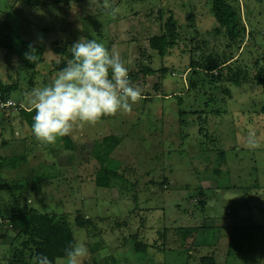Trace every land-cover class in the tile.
I'll list each match as a JSON object with an SVG mask.
<instances>
[{"label": "rangeland", "instance_id": "obj_1", "mask_svg": "<svg viewBox=\"0 0 264 264\" xmlns=\"http://www.w3.org/2000/svg\"><path fill=\"white\" fill-rule=\"evenodd\" d=\"M226 1L241 14L237 38L214 17V0H0V81L22 108L34 109L29 93L52 83L81 38L119 53L143 96L131 113L77 121L55 145L37 141L13 110L2 215L50 216L87 245L86 264H264V146H245L251 130L264 145V0ZM170 28L177 40L162 55ZM210 58L232 64L195 76L193 59ZM110 137L118 143L106 157ZM104 167L107 188L97 185ZM34 229L0 244V264H35Z\"/></svg>", "mask_w": 264, "mask_h": 264}, {"label": "clouds", "instance_id": "obj_2", "mask_svg": "<svg viewBox=\"0 0 264 264\" xmlns=\"http://www.w3.org/2000/svg\"><path fill=\"white\" fill-rule=\"evenodd\" d=\"M104 7L110 8L105 3ZM116 10L112 9V15ZM66 65L48 86L34 88L29 101L35 115L31 131L35 139L46 145H55L58 139L71 135L74 124H95L104 116L118 112L131 113L138 103L142 89L133 85L129 69L119 53L110 52L102 43L81 38L71 46ZM25 58L34 63L38 56L31 48ZM245 146L257 149L264 145L254 130L248 131ZM89 248L82 241L70 243L64 250V264H86ZM35 264H53L47 255L35 257Z\"/></svg>", "mask_w": 264, "mask_h": 264}, {"label": "trees", "instance_id": "obj_3", "mask_svg": "<svg viewBox=\"0 0 264 264\" xmlns=\"http://www.w3.org/2000/svg\"><path fill=\"white\" fill-rule=\"evenodd\" d=\"M213 14L214 17L217 19L218 23L222 26L225 27L226 30L228 31V34L230 35L231 38H237L240 35V19H241V14L236 11V9L231 6L226 0H214V7H213ZM176 31L173 28L169 29V33L167 35H163L162 37L159 38V43L158 47L161 50L162 55L167 51L168 48L173 47L174 42L177 40V35ZM67 60H62L59 68L63 69L67 65ZM227 62H220L218 61H212V59H208L207 63L203 64H198L195 59H193L192 66L195 67L192 70V73L196 74L195 72H200V69L205 70L204 72L208 71L209 73H206L210 75L211 73L215 72L216 70L221 71V73L224 70V68H227L228 70L229 65L231 66L232 63L229 65H226ZM200 68V69H199ZM200 75V74H199ZM240 74L235 75L236 78H230L229 77V82L233 84L234 86H239L241 84L239 78ZM258 77V76H257ZM208 78H213L214 76H208ZM219 78H224V77H219ZM194 80V78H192ZM248 81L245 80V83ZM192 83L195 86V82L192 81ZM5 88L6 93L11 96V92L13 88ZM212 98L213 103H218L217 99ZM264 110V109H263ZM19 112H21V116L24 117V119L28 120V124L32 126L33 123V116L35 115V110H30L27 111L26 109L22 108ZM218 112V111H217ZM110 141L114 142H108L110 146V150L106 153V157H109V154L112 153L113 149H115L114 145L118 143L117 138H109ZM69 142L70 140L67 139ZM70 144V143H69ZM5 145V143H4ZM71 147L72 144H70ZM110 170L108 168H103L101 171L102 178L97 182V185L102 188H107V186L110 183L109 180V175H110ZM115 175V173H114ZM1 213V211H0ZM2 215V213H1ZM13 225H14V232L17 231V234L15 232L11 233L9 239L11 244L15 242L17 239L18 233L24 230L27 227L30 226H35V234L40 238L41 241H38L36 243V248L35 253L36 255L44 254L49 257L50 260L53 261V264H57V261L60 259H65L64 258V250L65 248L70 244V243H75V237L72 234V231L70 229H59L54 225L53 219L48 216V215H39L37 213H28L27 211H18L12 215H9V217H6ZM81 221V220H80ZM80 227H85L87 224L83 223V221L79 222ZM85 224V225H83ZM24 232H27L26 230ZM3 240L7 241L6 236L3 237ZM4 241V242H5ZM3 242V243H4ZM11 245V246H12ZM202 264H219L215 259L213 258H204L201 259ZM9 264H15L14 262H11Z\"/></svg>", "mask_w": 264, "mask_h": 264}, {"label": "built area", "instance_id": "obj_4", "mask_svg": "<svg viewBox=\"0 0 264 264\" xmlns=\"http://www.w3.org/2000/svg\"><path fill=\"white\" fill-rule=\"evenodd\" d=\"M21 109V105H19L11 96L6 93L4 84H2L0 81V158L3 150V145L5 141H7L6 139H4L5 129L3 128V126L7 121L8 115L13 110L20 111ZM13 232L14 225L0 213V244L5 241L3 240L4 236H6L8 240L10 236L7 235H11V233Z\"/></svg>", "mask_w": 264, "mask_h": 264}, {"label": "crops", "instance_id": "obj_5", "mask_svg": "<svg viewBox=\"0 0 264 264\" xmlns=\"http://www.w3.org/2000/svg\"><path fill=\"white\" fill-rule=\"evenodd\" d=\"M7 141H5V143H6ZM58 168H60L64 173H65V170H67V168H71L72 169V167L68 164V163H66V162H63ZM61 171V172H62ZM73 171V170H72ZM67 176H69V174L70 173H68V172H66L65 173ZM62 177V176H61ZM71 179H73V178H70L69 179V182H68V184H70V181H71ZM68 186V185H67ZM63 196H64V194H62ZM148 233V232H147ZM106 240V242L108 243V244H110V242L108 241V239H105ZM105 242V243H106ZM107 248V246L105 247V250L104 251H107L108 252V248ZM146 249V248H145ZM123 250V247H121V251ZM135 251H137V250H135ZM146 251L147 250H143V251H137V252H141V253H144V254H146ZM88 261V260H87ZM57 264H64V259H60V260H58L57 261ZM143 264H148V260H146Z\"/></svg>", "mask_w": 264, "mask_h": 264}]
</instances>
